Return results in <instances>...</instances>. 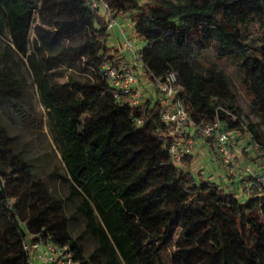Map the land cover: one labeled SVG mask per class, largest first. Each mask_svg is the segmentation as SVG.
<instances>
[{
	"label": "trees",
	"instance_id": "obj_1",
	"mask_svg": "<svg viewBox=\"0 0 264 264\" xmlns=\"http://www.w3.org/2000/svg\"><path fill=\"white\" fill-rule=\"evenodd\" d=\"M89 1L0 0V37L7 23L18 55L27 58L68 185L64 197L50 190L30 150L14 149L0 123V264H28L22 242L38 234L68 244L79 264H162L168 248L178 264H264V183H251L239 199L184 160L171 161L164 98L133 107L115 99L101 76L117 49ZM101 1L112 15L130 12L144 64L157 77L176 73L193 121L218 120L224 131L249 135L264 166V0ZM206 42L216 58L236 60L258 123L244 118L230 77L204 63ZM76 63L88 74L56 69ZM22 99V83L0 61V104L14 110L16 122ZM80 221L84 228L72 237ZM86 234L94 244L84 257Z\"/></svg>",
	"mask_w": 264,
	"mask_h": 264
},
{
	"label": "rangeland",
	"instance_id": "obj_2",
	"mask_svg": "<svg viewBox=\"0 0 264 264\" xmlns=\"http://www.w3.org/2000/svg\"><path fill=\"white\" fill-rule=\"evenodd\" d=\"M144 1V0H140ZM100 20L109 21V16L105 10L100 8L98 10ZM114 20L110 21V26L107 31L109 33L107 44L117 49V54L122 52V41L126 37L130 40L132 45L138 49L144 47V42L138 37L133 28L130 12L125 11L121 13L113 14ZM37 21V13L34 14ZM123 31V33H122ZM33 38L34 34L30 29L28 34L27 53L30 54L33 50ZM128 55V52H125ZM82 60V59H81ZM0 61L5 62L14 75L22 83L23 99L21 101L22 120L20 122L15 121V112L9 106H3L0 104V123L5 125L10 137V143L16 150L28 148L30 150L29 155L33 158L36 167L39 169L43 180L48 184L50 190H52L57 196L64 197L68 193V185L61 179V175L64 173L63 164L61 162L60 150L53 138V133L50 130L48 123L47 110L43 106L40 94L37 90L32 73L27 63L25 56L18 55L12 39L9 33L7 23L3 30V34L0 37ZM203 61L206 65L215 66L225 72L231 79L233 84V91L236 94V104L242 111L244 118L249 122L258 123L259 117L253 108L251 102V96L245 91L241 83L239 71L236 67V60L234 58L218 59L215 56V46L211 42L205 43V51L203 54ZM66 68L67 72H72L78 76H85L88 74L86 70H83L81 65L77 63L71 67L65 65L59 66L56 69ZM65 78H59L58 81H64ZM155 98L153 99V101ZM89 114H84L81 117L83 120ZM233 135V134H232ZM240 133H236L239 136ZM239 140L238 138H236ZM196 154L193 152L192 159L185 158L184 164L192 170L201 171L202 174L212 181L220 184L225 188L227 192H235L240 197L242 191L245 190L246 177L242 175V182L235 176L229 174V167L224 164H219L214 159L212 148L208 141L205 145L196 146ZM197 157V158H196ZM239 161L245 163L251 161L257 167L262 166L260 164L261 154H238ZM247 163V162H246ZM232 179L230 181V176ZM68 210L67 206H65ZM84 228V224L80 221L71 229V236L74 237L81 233ZM94 241L89 234L84 236V239L80 242V250L84 257H87L93 248ZM160 261L162 264H178L177 257L173 254L172 249H164L160 252ZM36 264V263H35Z\"/></svg>",
	"mask_w": 264,
	"mask_h": 264
},
{
	"label": "built area",
	"instance_id": "obj_3",
	"mask_svg": "<svg viewBox=\"0 0 264 264\" xmlns=\"http://www.w3.org/2000/svg\"><path fill=\"white\" fill-rule=\"evenodd\" d=\"M88 4L92 8L98 7V10L104 9L109 16L107 29L112 26L110 21L114 20V16L105 2L90 0ZM121 50L128 52V57L122 52L116 53L114 62L106 61L102 65L101 76L113 87L115 99L127 102L133 107L140 106L144 100L151 98L144 96L140 86L142 80L152 87L155 97L164 98L165 107L160 111V119L168 125L166 130L170 137L168 152L175 165L193 154L198 141H208L217 163L227 165L233 176L241 173L246 177L247 196L251 183H264V172H259L252 165L239 161L241 157H238L236 137H232L231 132L222 130L218 120L201 124L193 121L180 98L175 72H167L164 78L153 75L142 60L141 49L134 47L126 37L123 38ZM141 122L139 119L138 123ZM257 150L258 145L253 141H249L240 149L242 154ZM22 247L28 264H79L68 244L53 242L40 234L26 237Z\"/></svg>",
	"mask_w": 264,
	"mask_h": 264
},
{
	"label": "crops",
	"instance_id": "obj_4",
	"mask_svg": "<svg viewBox=\"0 0 264 264\" xmlns=\"http://www.w3.org/2000/svg\"><path fill=\"white\" fill-rule=\"evenodd\" d=\"M126 57H128V55H126V53L122 52ZM140 86L141 88L143 89V92H144V96L145 97H151V98H156L153 94V90H152V87L147 85L146 82L144 80H142L140 82ZM232 137H236L238 138L239 140H237V148H238V152L241 154V147L244 146L245 144L249 143L250 141V136L249 135H243V134H240L239 136H236V133H232ZM238 134V133H237ZM205 142L206 141H198L196 146H202V145H205ZM196 146H195V150H194V153L196 154L197 150H196ZM253 153H256V154H260V151H252L250 154H253ZM197 158V157H196ZM248 164L252 165L254 168H256V166L253 164V162L251 161H246ZM245 162V163H246ZM257 171H264V166H259L256 168ZM230 174V172H229ZM231 175V174H230ZM229 175V176H230ZM236 179H239L241 182H242V185L244 181H242V175H240V173H238L237 175H235ZM231 180H234L232 179V176H230V181ZM239 199H246L247 198V194L246 192H244V190L242 191V194L240 195V197L238 196Z\"/></svg>",
	"mask_w": 264,
	"mask_h": 264
}]
</instances>
